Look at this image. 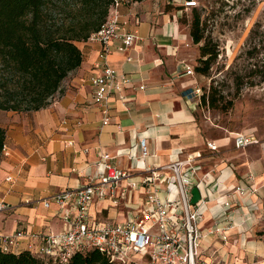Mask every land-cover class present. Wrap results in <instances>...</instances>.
<instances>
[{
	"label": "crops",
	"instance_id": "1",
	"mask_svg": "<svg viewBox=\"0 0 264 264\" xmlns=\"http://www.w3.org/2000/svg\"><path fill=\"white\" fill-rule=\"evenodd\" d=\"M184 1L131 0L122 6V12L131 18L129 28L137 29L140 39L131 51L133 59L116 49L118 41L113 42L109 63L130 74L132 82L126 89L128 108L113 96L106 124L91 96L90 76L101 50L95 41L79 43L83 63L66 77L62 93L48 106L32 111L1 110L8 154L0 158V203L7 202L13 209L0 211V233H13L22 226L63 230L58 205L47 207L44 199L61 188L83 184L87 177L80 172L96 169L100 150L110 152L131 170L193 155L197 178L202 179L201 197L206 200L200 221L201 261L264 264V138L256 129L243 130L257 140L239 148L234 141L236 130L221 126L224 133L214 137L202 128L197 117L200 98L187 96L198 83L193 78L195 71H186L193 58L187 50L193 37L181 29L179 14ZM135 15L140 17L139 24L134 22ZM143 135L152 150L147 158L140 157L139 138ZM211 140L217 141L220 150L208 148ZM251 172L254 182L248 179ZM253 185L257 191L249 190ZM237 186L245 189L235 191ZM172 192L175 196V186ZM138 194L144 195L143 187ZM91 210L100 219L119 222L134 214L125 205L115 207L109 201H95ZM219 222L232 224L226 241L211 232Z\"/></svg>",
	"mask_w": 264,
	"mask_h": 264
},
{
	"label": "built area",
	"instance_id": "2",
	"mask_svg": "<svg viewBox=\"0 0 264 264\" xmlns=\"http://www.w3.org/2000/svg\"><path fill=\"white\" fill-rule=\"evenodd\" d=\"M131 0H112L106 21L99 30L93 32L88 41L101 44L94 71L90 76L92 101L102 114L106 124L112 112V97L117 96L128 108L127 87L132 82L130 74L120 71L109 63V54L113 51V42L118 41L117 50L133 59L132 49L140 39L137 29H130L131 18L121 8ZM198 0H185V7H193ZM135 24L140 17L134 16ZM187 73L195 71L191 64L186 65ZM144 88V86H142ZM189 97L201 100V87L196 86L187 92ZM253 133L234 132L236 147H246L256 141ZM140 157L152 155L149 139L140 136ZM208 148L220 150L215 140L208 141ZM8 154L5 145L3 155ZM195 157L188 155L164 165H147L144 169L131 170L116 161V156L100 150L96 169L92 173L81 175L87 180L78 186L59 189L44 203L50 207L58 205L56 213L60 214L65 227L60 231L44 229L30 230L21 227L13 233H0V248L3 251L19 252L27 249L46 261L52 260L67 264L74 253H87L98 249L112 261L120 264H212L201 261L200 240L202 229L203 204L205 198L192 201L194 187L202 179L197 178ZM8 180H13L8 176ZM248 179L255 180L253 173ZM176 187L174 196L172 187ZM143 187L144 195L138 194ZM251 191L258 188L248 187ZM245 188L237 186L235 191ZM233 197V194H229ZM95 201H109L113 206L125 205L134 214L126 221L100 219L91 210ZM231 205L230 201L226 206ZM13 206L7 202L0 203V211H10ZM231 223H217L211 232L218 233L227 240V229ZM217 264V263H215Z\"/></svg>",
	"mask_w": 264,
	"mask_h": 264
},
{
	"label": "trees",
	"instance_id": "3",
	"mask_svg": "<svg viewBox=\"0 0 264 264\" xmlns=\"http://www.w3.org/2000/svg\"><path fill=\"white\" fill-rule=\"evenodd\" d=\"M112 0H0V109L39 110L62 93V83L84 60L79 43L88 41L107 19ZM184 6V5H183ZM195 43L204 38L201 13L191 27ZM196 68L206 73L216 51L206 43ZM208 56V57H205ZM207 96L203 94L202 101ZM209 105L218 106L209 94ZM231 104V103H230ZM7 130L0 125V158ZM0 264H60L24 249L0 248ZM67 264H120L98 249L74 253Z\"/></svg>",
	"mask_w": 264,
	"mask_h": 264
},
{
	"label": "rangeland",
	"instance_id": "4",
	"mask_svg": "<svg viewBox=\"0 0 264 264\" xmlns=\"http://www.w3.org/2000/svg\"><path fill=\"white\" fill-rule=\"evenodd\" d=\"M180 7L181 29L188 33L195 9L201 13L204 38L199 43L191 38L187 50L193 55L189 61L195 69L193 78L201 87L197 117L205 133L219 136L225 131L221 126L236 131L253 128L264 138V0H198L196 6ZM205 43L217 54L202 73L196 67L203 65ZM210 93L218 106L209 105Z\"/></svg>",
	"mask_w": 264,
	"mask_h": 264
},
{
	"label": "water",
	"instance_id": "5",
	"mask_svg": "<svg viewBox=\"0 0 264 264\" xmlns=\"http://www.w3.org/2000/svg\"><path fill=\"white\" fill-rule=\"evenodd\" d=\"M192 193H193L192 201L195 203L201 198V193L198 187H194Z\"/></svg>",
	"mask_w": 264,
	"mask_h": 264
}]
</instances>
